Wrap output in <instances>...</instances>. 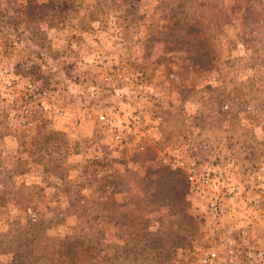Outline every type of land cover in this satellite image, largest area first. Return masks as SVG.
Here are the masks:
<instances>
[{
	"label": "rangeland",
	"instance_id": "1",
	"mask_svg": "<svg viewBox=\"0 0 264 264\" xmlns=\"http://www.w3.org/2000/svg\"><path fill=\"white\" fill-rule=\"evenodd\" d=\"M256 210L264 0H0V264H232Z\"/></svg>",
	"mask_w": 264,
	"mask_h": 264
},
{
	"label": "built area",
	"instance_id": "2",
	"mask_svg": "<svg viewBox=\"0 0 264 264\" xmlns=\"http://www.w3.org/2000/svg\"><path fill=\"white\" fill-rule=\"evenodd\" d=\"M99 118L100 121L105 124L111 123V121L117 117L111 119L107 112H102ZM123 122L122 119L116 120L117 126L120 128L126 127ZM116 138L119 139L120 135L117 134ZM173 166L177 168L175 164H173ZM189 180L192 185L196 186L195 188L200 191V196L209 201L210 212L213 219L215 221H221L224 212L227 211L225 210L226 203L224 197L219 194L208 195L209 192L214 193L209 190L213 182L209 181L208 178H204L202 185H199L201 181L197 179V173L193 167L190 169ZM238 190L239 187H234L232 193H236ZM243 220L245 221V227L240 231V236L243 240H250V236L255 231H260L261 235L255 237L254 241L246 246H233V249L230 252L231 258L229 257L230 262L233 264L238 257H240L243 264H264V212L260 210H256L253 213L249 212ZM226 262L227 261L221 256V254L214 249L204 251L199 259L200 264H225Z\"/></svg>",
	"mask_w": 264,
	"mask_h": 264
}]
</instances>
